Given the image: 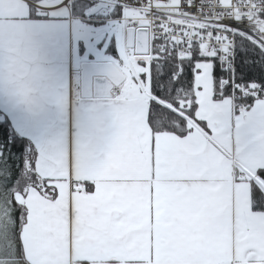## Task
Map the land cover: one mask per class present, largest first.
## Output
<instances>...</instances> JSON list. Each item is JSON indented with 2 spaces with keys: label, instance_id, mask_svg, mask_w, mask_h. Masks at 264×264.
<instances>
[{
  "label": "snow or ice",
  "instance_id": "snow-or-ice-1",
  "mask_svg": "<svg viewBox=\"0 0 264 264\" xmlns=\"http://www.w3.org/2000/svg\"><path fill=\"white\" fill-rule=\"evenodd\" d=\"M61 9L115 41L113 130L75 152L0 139V264H264V0H0L16 126L27 21Z\"/></svg>",
  "mask_w": 264,
  "mask_h": 264
},
{
  "label": "crops",
  "instance_id": "crops-1",
  "mask_svg": "<svg viewBox=\"0 0 264 264\" xmlns=\"http://www.w3.org/2000/svg\"><path fill=\"white\" fill-rule=\"evenodd\" d=\"M72 21L61 9L27 21L33 48L32 65L36 73L37 103L29 109L21 106L19 114L26 126H16L10 115L7 92L0 91V112L6 115L34 147L43 141L61 140L75 152L81 145L106 142L112 132L107 97L80 95V64L72 54ZM78 39L83 33L79 28ZM82 44L79 52H84ZM88 61V60H87ZM102 61V60H98ZM55 100L56 103L50 101Z\"/></svg>",
  "mask_w": 264,
  "mask_h": 264
},
{
  "label": "rangeland",
  "instance_id": "rangeland-1",
  "mask_svg": "<svg viewBox=\"0 0 264 264\" xmlns=\"http://www.w3.org/2000/svg\"><path fill=\"white\" fill-rule=\"evenodd\" d=\"M73 34H72V54L75 61L82 60H102L109 61L112 56L107 49L110 44H113L115 47V41H106L101 39L100 36L103 33V29L99 26H94L93 22L87 24L81 23L78 19L72 21ZM83 31L82 35L78 39V29ZM82 44L85 45L84 52H79V48Z\"/></svg>",
  "mask_w": 264,
  "mask_h": 264
},
{
  "label": "water",
  "instance_id": "water-1",
  "mask_svg": "<svg viewBox=\"0 0 264 264\" xmlns=\"http://www.w3.org/2000/svg\"><path fill=\"white\" fill-rule=\"evenodd\" d=\"M36 16H47L48 13L36 12ZM108 61L86 60L80 64V95L82 97H107Z\"/></svg>",
  "mask_w": 264,
  "mask_h": 264
},
{
  "label": "trees",
  "instance_id": "trees-1",
  "mask_svg": "<svg viewBox=\"0 0 264 264\" xmlns=\"http://www.w3.org/2000/svg\"><path fill=\"white\" fill-rule=\"evenodd\" d=\"M114 45L110 44L108 47V51L112 53L114 49ZM0 139L9 140L11 139L12 143H20L22 145H31L34 147L32 142L22 135L18 128L14 126V124L9 120V118L0 112Z\"/></svg>",
  "mask_w": 264,
  "mask_h": 264
}]
</instances>
